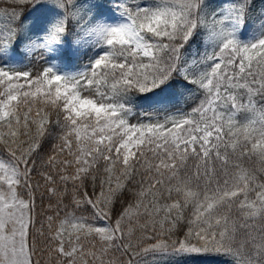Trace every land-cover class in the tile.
Here are the masks:
<instances>
[{"label": "snow or ice", "instance_id": "6c2138e0", "mask_svg": "<svg viewBox=\"0 0 264 264\" xmlns=\"http://www.w3.org/2000/svg\"><path fill=\"white\" fill-rule=\"evenodd\" d=\"M0 5V264H264V0Z\"/></svg>", "mask_w": 264, "mask_h": 264}, {"label": "trees", "instance_id": "16d2710c", "mask_svg": "<svg viewBox=\"0 0 264 264\" xmlns=\"http://www.w3.org/2000/svg\"><path fill=\"white\" fill-rule=\"evenodd\" d=\"M256 5L257 8L260 7V0H256ZM6 5H0V7H5ZM38 204H39V200H38ZM44 208L46 209L47 206V200H45L44 202ZM39 207L37 209V211H39ZM190 264H221V262L217 261V260H203V259H193L192 261H190Z\"/></svg>", "mask_w": 264, "mask_h": 264}]
</instances>
